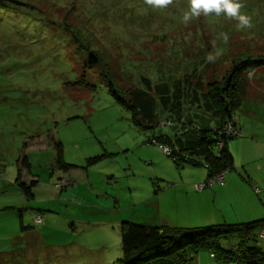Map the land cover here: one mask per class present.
<instances>
[{"label": "rangeland", "instance_id": "rangeland-1", "mask_svg": "<svg viewBox=\"0 0 264 264\" xmlns=\"http://www.w3.org/2000/svg\"><path fill=\"white\" fill-rule=\"evenodd\" d=\"M240 2L251 28L237 30L236 20L215 14L185 24L188 0L164 8L145 0H0V264H113L121 250L120 222L112 220H136L143 199L166 193L181 176L194 192L207 180L203 165L178 167L148 142L188 122L144 129L122 103L142 78L156 85L196 72L202 93L234 70L228 97L242 93V100L227 124L236 133L229 148L241 161L247 145V166H264V0ZM183 109V118L200 124L198 109L187 102ZM23 157L37 179L33 200H46L31 205L41 224L26 208L23 224H37L25 230L42 245L14 244L23 240L14 183ZM231 201L230 213L240 211ZM217 204L207 200L206 212ZM192 264L223 263L200 252Z\"/></svg>", "mask_w": 264, "mask_h": 264}, {"label": "trees", "instance_id": "trees-1", "mask_svg": "<svg viewBox=\"0 0 264 264\" xmlns=\"http://www.w3.org/2000/svg\"><path fill=\"white\" fill-rule=\"evenodd\" d=\"M233 76L234 70L224 85L213 83L202 93H198L202 89L201 80L192 82L198 77L196 72L187 73L173 83L165 81L156 85L142 78V87L130 88L129 98H121V101L133 111L135 122L144 129H153L161 121L172 123L170 127L188 122L185 130L172 127L173 134H154L148 142L167 148L165 154L178 167L203 165L209 178L232 170L234 165V158L228 149V140L233 137L227 134L226 125L233 121L234 111L241 105L242 93L237 100L228 97ZM184 102L192 109H198L193 110L200 124L194 122V117H188L190 121L183 118ZM207 121H213V127L207 125ZM56 150L60 156V142H56ZM29 166L27 157H23L14 180L24 201L18 202L21 206L19 215L24 208L35 210L31 205L37 203L33 201L32 188L37 179H23L24 169L30 173ZM154 191L156 194L161 189L156 187ZM13 206L19 207L16 204ZM37 209L33 218L39 217L37 224H41L43 220ZM37 224L33 223L32 226L36 227ZM21 228L27 227L23 224ZM261 231H264V218L202 227L156 226L123 221L119 225L121 254L113 264H192L200 252H209L211 257L223 264H264ZM223 242L230 246L224 247Z\"/></svg>", "mask_w": 264, "mask_h": 264}, {"label": "crops", "instance_id": "crops-1", "mask_svg": "<svg viewBox=\"0 0 264 264\" xmlns=\"http://www.w3.org/2000/svg\"><path fill=\"white\" fill-rule=\"evenodd\" d=\"M229 147L230 143L228 142V149L231 154L233 153L234 165L232 170L224 174V185L216 184L212 187H206L201 191L194 192L189 185L183 184L182 180L184 177L181 176L179 179H175V185L166 193L156 194V196L150 194L147 198L143 199L141 213L136 217V220L128 218V222L131 221L134 223L156 226L202 227L203 225H215L222 220L249 222L258 218H264V185H262V183H264V166H262L260 162L254 163L251 168L247 166L249 162L247 155L251 152L247 145L242 146L244 157H242L241 161H236L234 152ZM162 154L168 157L163 150ZM241 166L244 167V171L240 169ZM234 170L235 173L232 172ZM23 175H25L23 179H35L33 176L31 177V173H28L25 169L23 170ZM240 192H242V197L240 196ZM33 197H36L35 192H33ZM212 197L215 205L217 202L220 204H217V209L212 207L210 208V212L207 213L205 210L207 207V200L210 201ZM232 197L234 203L240 208V211L237 213H230L233 210L229 211L228 209L229 207H233L232 201L226 204V201ZM18 201L20 203L24 202L22 198ZM36 202L43 203L46 202V200ZM225 204L227 205V211L222 207ZM13 205V203L12 206L9 204L7 208H13ZM31 214L32 213H26V221L30 220ZM35 214L36 212H33V215ZM18 219L20 221L19 226L22 233L20 238L23 240L21 241L18 239L14 244L17 243V245L20 246V244H25L29 240H32L34 244L37 243L36 241L39 234L36 231L21 228V225L24 223V216L22 214L19 215ZM68 219L69 218H67V220ZM124 220L125 218L123 219L120 217L111 222L121 223ZM72 221L73 220L70 222L72 223ZM32 224L31 221V223L28 222L27 225L24 226L28 228L32 227ZM40 244L42 245L41 240H39L37 245Z\"/></svg>", "mask_w": 264, "mask_h": 264}, {"label": "clouds", "instance_id": "clouds-1", "mask_svg": "<svg viewBox=\"0 0 264 264\" xmlns=\"http://www.w3.org/2000/svg\"><path fill=\"white\" fill-rule=\"evenodd\" d=\"M145 3L155 8H164L173 4V0H145ZM188 5V9L183 13L185 24L202 14L205 16L215 14L216 16L224 15L229 20H236L237 30L252 27L250 18L241 13L244 4L240 0H188ZM225 40H227L226 36ZM209 59H212L211 54Z\"/></svg>", "mask_w": 264, "mask_h": 264}, {"label": "built area", "instance_id": "built-area-1", "mask_svg": "<svg viewBox=\"0 0 264 264\" xmlns=\"http://www.w3.org/2000/svg\"><path fill=\"white\" fill-rule=\"evenodd\" d=\"M229 124V123H227ZM226 129H227V134L228 135H231V136H236L235 132L233 133L232 130L229 131L230 126L226 125ZM163 149L164 152H168V149L165 148V147H161ZM224 172H221L217 175H214L212 177H209L207 178V180L203 183H199V184H195L194 185V188L197 190V191H201L203 190L204 188L206 187H211L212 185H216V184H219V185H223L224 184ZM36 219H38V221H40L39 217H37ZM260 239L262 240V244H264V231H261L260 233Z\"/></svg>", "mask_w": 264, "mask_h": 264}]
</instances>
